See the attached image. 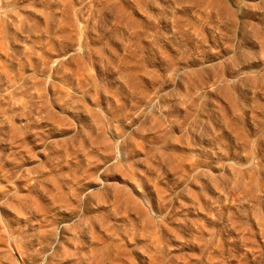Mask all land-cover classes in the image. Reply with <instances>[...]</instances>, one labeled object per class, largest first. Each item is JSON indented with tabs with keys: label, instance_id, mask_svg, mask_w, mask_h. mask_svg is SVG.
I'll use <instances>...</instances> for the list:
<instances>
[{
	"label": "rangeland",
	"instance_id": "374dc122",
	"mask_svg": "<svg viewBox=\"0 0 264 264\" xmlns=\"http://www.w3.org/2000/svg\"><path fill=\"white\" fill-rule=\"evenodd\" d=\"M0 264H264V0H0Z\"/></svg>",
	"mask_w": 264,
	"mask_h": 264
}]
</instances>
